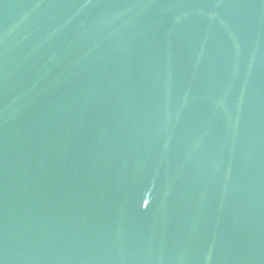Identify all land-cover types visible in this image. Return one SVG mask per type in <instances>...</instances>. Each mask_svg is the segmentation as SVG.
<instances>
[{
    "label": "water",
    "instance_id": "1",
    "mask_svg": "<svg viewBox=\"0 0 264 264\" xmlns=\"http://www.w3.org/2000/svg\"><path fill=\"white\" fill-rule=\"evenodd\" d=\"M0 264H264V0H0Z\"/></svg>",
    "mask_w": 264,
    "mask_h": 264
}]
</instances>
